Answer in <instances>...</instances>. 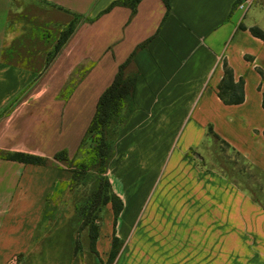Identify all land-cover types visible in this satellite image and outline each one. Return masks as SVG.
<instances>
[{"label":"crops","instance_id":"0c3cea01","mask_svg":"<svg viewBox=\"0 0 264 264\" xmlns=\"http://www.w3.org/2000/svg\"><path fill=\"white\" fill-rule=\"evenodd\" d=\"M115 1L0 0V152L48 159L0 157V264H107L115 237L112 264H264V206L196 157L213 133L264 171L263 0H141L134 14ZM66 13L87 19L47 63L43 32ZM132 55L133 109L108 164L123 208L104 206L92 250L55 154L75 153ZM225 61L241 103L219 96Z\"/></svg>","mask_w":264,"mask_h":264},{"label":"rangeland","instance_id":"374dc122","mask_svg":"<svg viewBox=\"0 0 264 264\" xmlns=\"http://www.w3.org/2000/svg\"><path fill=\"white\" fill-rule=\"evenodd\" d=\"M243 1L244 0H241L239 2V8ZM255 2L256 0H251L246 4L244 9L248 10ZM65 17L68 19V23L64 24L62 22L50 25L47 31L43 32L45 37L47 34V41L44 48H50L48 58L46 56L47 63L50 62L51 58L54 56L53 52L62 32L67 29L70 24L76 27L87 19L86 16L69 13H66ZM127 114L128 111L125 108L119 112V115L123 117ZM113 128L114 130H112ZM116 129V127L112 126V136L106 138V146L99 145L101 141V132L96 131L94 134H91V136H88L85 142L82 143L81 141L82 144L80 143L74 154H69L66 150L68 159L61 160L65 164V169L69 172V180L61 185L58 184L56 187H67L79 192L76 206L79 213L83 216V220L85 218L89 220V225H85L86 228H89L90 225H94L96 228L98 227L105 206L102 199H104L106 195L109 196L112 191V187L105 186L102 190V197L100 198L101 201H99V205L93 212L89 211L91 201L95 198L94 193L97 191L100 183L105 184L106 180L109 179L108 164L109 158L114 153ZM100 148L103 151H101ZM103 152L104 154H102ZM196 157L200 166L206 167L213 172L220 173L242 190L251 194L256 201L264 206V171L254 165L243 154L232 148L226 141L216 137L213 133L209 134ZM156 187L173 189L177 187V183L176 180L169 179L168 181H161L160 179V181L156 182ZM84 236L83 233V237ZM82 240H84V238H82ZM20 261L21 258L18 256V259L16 258L8 264H19Z\"/></svg>","mask_w":264,"mask_h":264},{"label":"trees","instance_id":"16d2710c","mask_svg":"<svg viewBox=\"0 0 264 264\" xmlns=\"http://www.w3.org/2000/svg\"><path fill=\"white\" fill-rule=\"evenodd\" d=\"M141 0H120L113 2L108 9L115 5H126L132 8L133 14L137 11V6ZM241 0L237 1V5ZM168 10L170 9V0H164ZM80 15V14H75ZM77 27V26H76ZM76 27L72 26L71 24L65 29L53 52V57L51 60L61 51L62 47L74 33ZM253 32L257 35H262L261 32L257 29H253ZM133 59V55L122 65L111 83V85L102 93L97 103L96 113L83 137L82 143L85 142V139L91 134H94L96 131H100L101 133V141L99 145L106 146V138L109 136L111 137V128L116 127L115 139L123 129L124 124L126 123L130 112L133 109L132 103V92L135 86V82L138 77V71L134 72H126V68L128 65L131 64ZM264 76V75H263ZM219 96L221 99L228 104H237L243 102L245 99V91H244V80L240 79L238 81L235 80L233 69L229 66V64L225 61L224 62V77L219 84ZM14 102L10 105L13 106ZM263 106H264V98H263ZM127 109L128 114L126 116H120L119 112L123 109ZM114 130V128L112 129ZM216 137L218 135L214 134ZM114 139V142H115ZM81 143V144H82ZM101 149V148H100ZM101 151H103L101 149ZM104 154V152L102 153ZM113 155L109 158V161L113 158ZM0 157L10 160H16L23 163H31V164H46L48 159L35 154L25 153V152H7L1 151ZM55 158L58 160H66L68 159V154L66 150H61L55 154ZM105 186H110V180H106L105 184L100 183L97 191L94 193V197L90 204V212H93L94 209L99 205L100 198L102 197V190ZM102 202L106 205L107 203L111 202L115 211L116 216L123 208V201L122 199L116 195L113 191L108 196L106 195ZM78 209V208H77ZM79 211V210H78ZM85 225H89V220L86 218L83 220V227ZM90 238H91V245L92 250H95L94 245L97 238V228L94 225H90ZM120 244L118 239L115 237L113 240V247L109 256V260L107 264H112L117 254L119 252Z\"/></svg>","mask_w":264,"mask_h":264},{"label":"built area","instance_id":"2783aa9c","mask_svg":"<svg viewBox=\"0 0 264 264\" xmlns=\"http://www.w3.org/2000/svg\"><path fill=\"white\" fill-rule=\"evenodd\" d=\"M251 0H244L241 4H240V8H245L246 4L249 3Z\"/></svg>","mask_w":264,"mask_h":264}]
</instances>
